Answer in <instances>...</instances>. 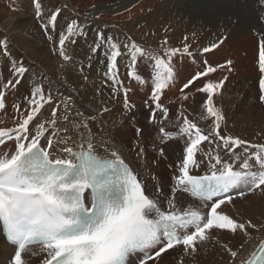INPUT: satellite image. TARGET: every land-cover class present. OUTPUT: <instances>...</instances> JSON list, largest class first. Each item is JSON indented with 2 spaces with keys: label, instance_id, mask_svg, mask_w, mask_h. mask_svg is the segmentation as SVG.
Masks as SVG:
<instances>
[{
  "label": "snow or ice",
  "instance_id": "1",
  "mask_svg": "<svg viewBox=\"0 0 264 264\" xmlns=\"http://www.w3.org/2000/svg\"><path fill=\"white\" fill-rule=\"evenodd\" d=\"M33 7L35 18L48 40L57 45L53 51L64 61H70L68 46L78 39H86L85 25L79 19L67 17L57 31L62 10L70 6L61 4L47 14L40 0H33ZM184 39L182 48H150L141 46L131 37L121 44L97 30L96 39L89 45L88 60L90 62L98 52L103 54L104 75L111 81L113 95L122 93L123 106L129 109L134 107L128 98L131 89L125 87L119 77L120 61L126 59L127 76L150 88L149 99L145 101L150 112L149 123H162L157 120V113L168 119L169 109L162 103V96L175 80L174 58L178 54L193 56L187 37ZM225 39L221 34L216 41L203 47L201 53L213 51ZM167 44L165 38L164 45ZM3 59L7 60L9 77L0 83V113L7 112L8 94L18 90L29 71L22 61L11 55L6 40H0V60ZM140 60L149 62L148 78L138 74ZM258 60L262 74L260 100L264 102V40L259 42ZM204 63L207 65V61ZM216 71L217 67L206 66L187 78L180 88V99L188 98L185 90L191 89L197 80ZM226 79L196 88L197 92L206 94L203 108L214 118L211 133H202L197 124L184 115L183 109L177 112L181 124L177 133L166 132L164 127L159 129L162 142L186 137L182 161L177 165L179 175L173 177L171 193L165 198L170 210L160 207L159 197L163 193L159 186L153 194H146L137 175L117 150H109L105 145L106 156L96 154L92 139L88 138L93 135L89 125L96 117H86L77 110L78 120L72 121L69 115L71 96L56 103L50 92L34 85L24 97L23 109L14 101L11 105L14 126L0 128V224L7 241L15 247L9 264H25L22 255L33 245L41 246V251L46 253L43 264H126L128 256L137 253L142 254L140 264H148V261L163 264L167 255L172 254L170 250L179 246H183L185 254L195 253L197 243L210 239L206 230L240 232L250 239L248 228L259 230L257 225L251 221L239 222L218 210L236 197L242 198L257 190L264 192V144H250L216 131L221 127L223 116L214 107L213 97ZM45 105L51 109L47 119L42 112ZM60 109L62 113L58 114ZM106 111V107L100 109L97 115ZM61 121L66 125L63 135ZM69 121L70 129L67 127ZM137 135H140L139 128ZM53 138L63 145L59 149L61 155L54 159L50 151L54 146ZM41 139L46 141V146L41 145ZM205 141L222 149L228 159L219 151L213 155L215 149L205 152L203 160L197 159L200 145ZM238 147L242 148V160L241 154L234 151ZM249 149L255 151L249 152ZM141 154L142 149L138 155ZM205 160L210 174L191 175L192 169H199ZM177 191L198 200L200 207L177 210ZM226 250L232 258L230 264H236L238 252L231 248ZM239 264H264V241L258 245V251L254 250L250 258L240 260Z\"/></svg>",
  "mask_w": 264,
  "mask_h": 264
},
{
  "label": "bare ground",
  "instance_id": "2",
  "mask_svg": "<svg viewBox=\"0 0 264 264\" xmlns=\"http://www.w3.org/2000/svg\"><path fill=\"white\" fill-rule=\"evenodd\" d=\"M40 3L46 14L60 7L61 4L69 5L70 7L61 12L57 22V31L65 24L66 18L71 17L79 19V22L85 25L87 37L78 39L74 45L68 46V54L72 59L66 62L53 51L57 45L48 40L40 22L35 18L33 0H0V40H6L11 55L22 61L29 69L18 90L8 94L7 112L0 113V128L14 126L15 114L11 105L15 101L23 109L24 97L34 85L41 86L46 93L50 92L56 103L71 96L69 115L72 121L78 120L77 110L84 113L86 117H96L95 122L89 125L93 135L88 137L92 139L96 154L105 157V145L109 150H117L142 182L146 194H153L156 186H159L163 191L159 197L160 207L162 210H170L165 198L169 197L172 187L170 185L168 191L167 182L161 178L162 172L155 174L149 164L134 165L127 148L122 146L121 141L119 142L116 138L122 122L129 117L136 121L134 125L142 124L150 132L157 127V123H149L146 114L137 109L138 107L149 108L145 101L149 99L150 88L141 86L137 82L129 83L125 74H122V67L127 60L121 59L119 77L123 80L125 87L131 89L128 98L134 105L129 109L124 108L123 94L118 93L114 96L111 81H108L104 75L106 61L103 54L98 52L90 62L88 60L89 45L96 39L97 30L104 32L105 36L116 38L121 44L126 41L127 37H131L141 46L150 48H182L185 43L184 38L187 37V43L193 56L178 54L174 58L175 80L162 96V103L169 109L168 119H164L157 113V120H161L167 126L177 128L174 130L175 133L181 126L177 120L179 109H183L184 115L188 118L204 117L203 125L205 124L206 128H212L214 118L206 115V110L202 107L203 105H200L204 94L197 92L196 88L202 87L204 83L218 82L224 77L227 79L213 99L214 106L218 107L223 116L221 127L217 131L226 136L242 139L237 134L240 129L235 132L237 136L226 129L227 125H232L230 115L236 110L234 104L237 102L242 111L247 110L246 114L244 113L246 117L249 113L256 114L253 116L259 117L261 126L264 124V102L259 107L249 106L247 102L250 98H247V92H255V87L259 88V80L262 76L258 60L259 42L264 40V3L262 0H40ZM221 34L226 39L219 47L209 53H201L203 47L216 41ZM165 38L168 41L167 45H164ZM204 60L207 61L208 66L217 67V71L197 80L191 89L185 90L188 98L181 100V86L187 78L205 67L202 63ZM228 61H231L230 65L227 64ZM219 65H225V67L220 68ZM138 74L148 78L150 69L139 70ZM8 77L7 60H0V83ZM94 80L103 83L107 99L101 96L98 90L100 85L94 84ZM250 86L254 87L250 89ZM237 98L239 99L236 100ZM233 99L237 102L232 101ZM105 107L108 111L97 115L98 110ZM42 112L44 118H50L51 109L48 105H45ZM59 113H62V109L58 110ZM59 126L61 135H63L66 125L61 121ZM67 127L71 128V121L68 122ZM151 133L148 136L149 139L153 137ZM208 133L207 129L206 134ZM70 134L76 135L75 132H70ZM246 135L243 136L244 139ZM184 139L186 140V137ZM56 140L57 138H53L54 146L50 150L53 159L61 155L59 149L63 147ZM40 143L46 146L44 139H41ZM77 143H79V137H77ZM238 149L242 150L238 147L234 151ZM252 150L254 149H249V152ZM222 152L224 154L223 150ZM224 157L228 158L225 154ZM175 204L177 210L187 206L200 207L199 201L190 198L182 191L175 193ZM248 206L249 209L235 213V210L225 202L218 211L239 222L251 221L252 224L257 225L259 230L248 228L250 239L240 232L233 234L227 230L213 229L214 233L212 232L210 239L197 243L195 253L185 254L183 246H179L170 250L172 254L167 255L163 264H230L232 258L227 248L238 252L236 264H239L242 259L250 258V254L254 250L257 251L258 245L264 241V200L253 201L248 203ZM13 252L14 249L5 243L0 229V264L8 263ZM23 255L26 264H40L38 259L46 258V253L41 251V246L30 247V250ZM148 264H153V262L148 261Z\"/></svg>",
  "mask_w": 264,
  "mask_h": 264
},
{
  "label": "rangeland",
  "instance_id": "3",
  "mask_svg": "<svg viewBox=\"0 0 264 264\" xmlns=\"http://www.w3.org/2000/svg\"><path fill=\"white\" fill-rule=\"evenodd\" d=\"M204 62H202V63L205 66ZM125 64L122 67V74H125V77L129 81V83L136 82L127 76L126 70L124 67ZM147 68H149V62L148 61L140 60L138 62V68H137L138 72H139V70H143V69H147ZM52 76H54V75H52ZM52 79H54V77ZM94 84L100 85L98 90L101 92V96H103V97H105V99H107L106 98V92H105L106 90H105L104 86L102 85L103 83H101L99 80H94ZM253 87L250 86L249 88L252 89ZM255 88H256L255 92H253V91L247 92V98L250 97L247 99L248 100L247 102H248L249 106L259 107L262 103V101L260 100V96L262 95V93H261L259 88H257V87H255ZM203 97L201 98L202 100L200 101L201 106L206 101V99H205V98H207L206 94H204ZM238 99L239 98H237L236 100H238ZM234 100L235 99H233L232 101H234ZM214 107H217V106L215 105ZM234 107L236 108V110L234 111V113L232 115H230L232 127L227 125L226 129L232 131L235 136H237V134H238L240 138H242L243 140L247 141L250 144H264V124L261 126V124L259 123V120H258L259 117L253 116L256 114H252V113L247 114V117H246V115H244V113L247 110L242 111L241 108H239L241 106L239 105L238 102L236 104H234ZM137 109H138V111L144 112L146 114V119H149V117H150L149 108L143 109V107L142 108L138 107ZM216 109H218V107ZM256 110H257V108H256ZM257 111H259V110H257ZM251 115H252V117H251ZM249 117L251 119H249ZM203 118L204 117H196V118L189 117L188 119L191 120L192 122L196 123L197 126L201 129L202 133L206 134L207 129H208L209 133H211V131H213V125L214 124H212V126L210 125L212 127L211 129L206 128L207 126H205V124L203 125V122H204ZM195 120H197V121H195ZM159 121H161V120H159ZM253 121L255 122V124ZM134 124H136V121L134 119H132L130 117L126 118L122 122V124L120 126V130L118 131V133H116V136H117L116 138L119 139V142L121 141L122 146H125V148H127L128 154H130V160L134 165L138 166V165L149 164L150 168L152 169V171H154L155 174H158V172H162L161 178L167 182V184L169 186V189H168V191H169L170 185H171V187L174 185L173 177L179 175V172L177 170V165L182 161L183 148L185 146V139L184 138L168 139V140H165L164 142L161 143L162 137H161V134L159 132L160 127H164L165 131L170 132V133H175L174 130L177 128L172 127L171 125L167 126L163 123H161V124L157 123V127L153 131H151L152 132L151 133L150 130L146 129L144 125H142V124L134 125ZM254 125L257 127H255ZM177 127H179V126H177ZM258 127H259V129H258ZM137 128L140 129V135L139 136L137 135ZM237 129H240V130H238V132H237L236 131ZM217 130H219V129H217ZM260 131H261V133H260ZM235 132H237V134H235ZM150 133H151V135H153L154 139H153V137L151 139H149L148 136L150 135ZM246 134H248V135H246ZM245 135L247 138L245 137V139H244L243 136H245ZM206 142L207 141L202 142V144L200 145L201 151L197 152V157H196L197 159L203 160L204 159V153L209 152L210 150H213V149H215V151H212L213 155H215L216 152L219 150V152L223 156V158L228 159V158L224 157L222 149L217 150L216 148H214L215 145H209L208 142L207 143ZM141 149H142V154L138 155V153L140 152ZM252 151H255V150H252ZM236 153L241 154V160L244 158V155H243V152L241 149L236 150ZM206 164H207V161L205 160V162L201 164L199 169H192L190 174L191 175L210 174L209 170L206 167ZM236 166L237 167L239 166V161L237 162ZM173 171H175V172L173 173ZM167 172H169V173H167ZM182 193H184V192H182ZM262 200H264V192L257 190L253 193L247 194L246 196H244L242 198L236 197L232 202H228V201H226V202L230 205L231 209L235 210V213H238V212L240 213V212L244 211V209H249L248 203H251L253 201L259 202ZM259 206L262 207V205H259ZM212 230H206V231L208 232L209 235H212L214 233L213 231L215 229L213 231ZM45 259L46 258L38 259V261L40 264H42ZM6 264H8V263H6ZM36 264H38V263H36Z\"/></svg>",
  "mask_w": 264,
  "mask_h": 264
}]
</instances>
